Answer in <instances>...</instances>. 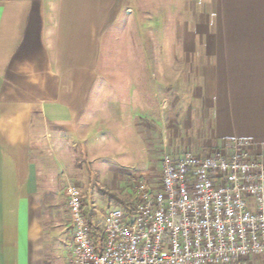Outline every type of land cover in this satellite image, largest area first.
I'll return each instance as SVG.
<instances>
[{
	"label": "crops",
	"instance_id": "0c3cea01",
	"mask_svg": "<svg viewBox=\"0 0 264 264\" xmlns=\"http://www.w3.org/2000/svg\"><path fill=\"white\" fill-rule=\"evenodd\" d=\"M142 4L0 0V264H71L69 225L67 243L52 232L57 224L44 204L60 198L61 183L81 178L84 152L107 187L116 172L144 165L146 148L127 111L147 107L146 90L125 78L123 84L105 81L99 72L104 40L120 21L130 30L133 7ZM185 4L171 0L165 10L189 12L190 0ZM202 8V34L190 41L189 21L186 53H175L196 77L193 114L208 142L249 141L264 162V0H202ZM131 74L122 69L124 77ZM131 153L137 158L121 160ZM95 154L103 157L99 164ZM88 193H82L85 213L99 230L105 215L96 221L100 200ZM245 264H264V257Z\"/></svg>",
	"mask_w": 264,
	"mask_h": 264
},
{
	"label": "built area",
	"instance_id": "2783aa9c",
	"mask_svg": "<svg viewBox=\"0 0 264 264\" xmlns=\"http://www.w3.org/2000/svg\"><path fill=\"white\" fill-rule=\"evenodd\" d=\"M136 182L124 205H109L97 230L75 186L64 190L71 264H245L264 257V162L251 143L164 156L158 183Z\"/></svg>",
	"mask_w": 264,
	"mask_h": 264
},
{
	"label": "rangeland",
	"instance_id": "374dc122",
	"mask_svg": "<svg viewBox=\"0 0 264 264\" xmlns=\"http://www.w3.org/2000/svg\"><path fill=\"white\" fill-rule=\"evenodd\" d=\"M158 1L144 0L145 4H142L140 9L139 5L133 7L134 10L130 15L132 22L130 30L123 28L122 21L117 23L109 40L107 42L104 40L99 64L100 79L106 81L108 77L110 82L114 79L116 84H123L126 81L135 84L141 90H146L147 107L141 109L135 107L127 111L131 112L134 120L132 125L138 129L137 132L140 133L146 148V156L141 157L140 160V164L144 165L130 166L126 167L130 170L122 169L116 172L110 180L111 187H107L100 184L92 174L83 151V157L77 164V168L82 169L81 178L61 183L58 194L60 198L54 203L44 204V211L51 217V225L53 226L54 222L57 224L58 231L52 232L65 237L67 243L69 216L63 195L68 186L78 187L84 195L88 191V196L94 193L99 197L97 213L94 214L97 215L98 222L103 219L109 205H124L132 198L138 181L135 177L139 174H145L147 179L158 183L164 156L176 157L194 150H200L202 155H208L222 151L226 146L219 142H208L209 140L206 139L202 124L198 122L197 114H193L194 108H192L194 102L192 89L196 77L188 72L184 58H180L178 62L175 60L176 52L183 57L186 53L182 46L185 45L184 40L187 37V23L190 21V41L193 36L201 35L203 32L205 12L202 10V0H190V11L178 13L165 10L169 7L166 4L171 0H163V8L156 4ZM186 1L180 0V3L182 2L186 7ZM145 21L146 26L142 27ZM175 24H178L177 28L174 27ZM176 39L179 43L177 51L174 48ZM122 69L130 70L131 76L124 77ZM142 73L145 75L143 76ZM202 143L206 146H202ZM127 157L137 158L131 153L121 157V160L125 161ZM92 158L95 164L103 160L102 156L96 154ZM102 204H105V210Z\"/></svg>",
	"mask_w": 264,
	"mask_h": 264
}]
</instances>
